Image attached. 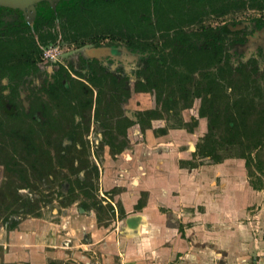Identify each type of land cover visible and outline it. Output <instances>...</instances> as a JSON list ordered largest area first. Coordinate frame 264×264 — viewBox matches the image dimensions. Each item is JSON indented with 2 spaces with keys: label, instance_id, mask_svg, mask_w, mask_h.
Masks as SVG:
<instances>
[{
  "label": "flooded vegetation",
  "instance_id": "af4514ba",
  "mask_svg": "<svg viewBox=\"0 0 264 264\" xmlns=\"http://www.w3.org/2000/svg\"><path fill=\"white\" fill-rule=\"evenodd\" d=\"M67 1L65 5L57 0L50 17L35 18L34 25L38 18L52 19L50 31L56 35L54 42L45 46L38 44L40 55L36 67L19 80H0L4 87L17 86L16 95L9 90L2 92L13 102L4 101L11 117L0 113L3 123L0 166L6 177H18L23 183L19 189L29 191L32 188L29 172L39 181L46 176L51 179L55 170L62 173L56 190L42 200V205L33 208L31 204L35 200L29 194L15 195V200L20 202L18 209L9 211V204L6 205L9 215L1 213L0 222L9 232L20 224V219L13 215L47 222L42 218V210L55 201L61 208L60 212H55L59 220L54 225H58L60 217L71 208L79 216H93L99 227L111 225L103 222L113 224L124 219L123 204L115 200L124 187L114 185L105 190L101 177L107 162L118 161L122 166L119 177L127 175L135 159L136 146L147 144L149 136L162 138L172 131L200 133L190 148L189 159L179 160L181 169L235 160L226 158L215 163L210 157L198 155V146L208 132L207 117L200 116L203 96L206 93L208 102L218 106L227 99L240 97H230L235 86L248 83L259 88L264 86V82L263 86H257L259 81H264V9L250 6L252 1L258 0H104V12L115 13L113 20L118 26L99 35L103 39L98 46L86 42L80 47L63 40L59 11L82 4L84 0ZM259 2L264 4V0ZM44 3L35 8L48 12L50 4ZM245 11L258 14L233 19L234 15ZM24 13L0 9V32L10 36L14 34L11 28H27L20 24ZM1 21L9 26L2 27ZM64 43L78 52L64 56ZM48 46L57 47V54L44 61L42 49ZM203 53L212 57L203 62ZM17 98L21 100L19 113L15 105ZM9 120L14 126L7 124ZM94 126L99 128L98 142L93 149L97 158L91 152L93 162L85 160L83 163L71 153L89 154L86 149L91 144ZM11 130L20 132V141L11 142L5 134ZM98 149L103 152L101 156ZM10 155L14 156L13 162L9 160ZM65 161L70 164L65 166ZM71 176L75 178L72 180ZM134 182L132 180V185ZM147 199L148 192L141 191L133 212H140ZM93 202L100 204V213L98 206L91 207ZM83 204L89 209L81 207ZM28 209L33 213H25ZM11 211L16 213L10 214ZM4 217L8 218L7 222ZM12 221L15 227L9 229ZM64 226L60 224L62 229ZM87 238L89 235L81 241ZM72 244L71 240L64 242L69 249ZM55 259L49 264H56Z\"/></svg>",
  "mask_w": 264,
  "mask_h": 264
},
{
  "label": "crops",
  "instance_id": "0c3cea01",
  "mask_svg": "<svg viewBox=\"0 0 264 264\" xmlns=\"http://www.w3.org/2000/svg\"><path fill=\"white\" fill-rule=\"evenodd\" d=\"M199 136L183 131L149 136L147 144L136 146L125 176L119 177V161L107 162L101 185L105 190L124 187L115 200L122 202L126 217L105 228L97 226L93 216L66 210L59 223L65 224L67 240L73 243L70 249L98 250L104 264H264L262 254L253 256L258 241H252L250 231L251 208L264 204V192L249 186L239 159L179 168V160L189 159ZM141 191L148 192L147 203L133 212ZM49 231L53 237L54 230ZM85 235L89 238L80 241ZM24 237L19 235L21 243Z\"/></svg>",
  "mask_w": 264,
  "mask_h": 264
},
{
  "label": "trees",
  "instance_id": "16d2710c",
  "mask_svg": "<svg viewBox=\"0 0 264 264\" xmlns=\"http://www.w3.org/2000/svg\"><path fill=\"white\" fill-rule=\"evenodd\" d=\"M105 3L104 0H84L82 4L60 9V29L63 40L79 47L86 42L98 46L103 39L99 35L110 32L114 25L118 26V22L113 20L116 16L115 13L104 12ZM44 4L47 5L46 2ZM250 6L264 9V4H260L259 0L252 1ZM0 9L21 12L17 9L3 7ZM1 25L2 27L9 26L4 21H1ZM51 28H53L52 19L38 18L33 31L29 27L25 29L15 27L10 29L14 32L13 35H3L0 32V80L3 78H7L10 82L19 80L28 74L31 68L36 67L40 55L38 44L45 46L56 40V35L50 31ZM90 36L92 37L90 38ZM129 44H131V39H129ZM219 56L222 57L221 54ZM211 57V54L203 53L202 61H208ZM253 89L255 97H238L232 101L227 99L225 102H220L218 106H212V102H208L209 99L206 93L204 94L200 116L207 117L208 132L198 146V155L210 157L215 163H221L226 158L243 160L249 179L255 173L264 176V86ZM4 90H9L10 94L16 95L17 86L4 87L0 84V113L11 117V114L6 111L4 101L13 102L2 93ZM208 92L210 91L208 90ZM2 127L3 123L0 120V129ZM5 134L11 142L20 141L22 137L17 130L8 131ZM33 158V163H35L36 158ZM9 160L13 162L14 156L10 155ZM249 182L254 190L263 188L258 186L261 182L260 179H258V184ZM97 204L93 202L91 207L98 206L97 211L100 213L102 209L100 204ZM23 207L26 208L25 203ZM81 207L89 209V206L85 204ZM11 213L16 212L11 211ZM25 213H33V211L28 209ZM98 218L100 220L99 216ZM3 220L7 222L8 218L4 217ZM14 227L15 221H12L9 229Z\"/></svg>",
  "mask_w": 264,
  "mask_h": 264
},
{
  "label": "rangeland",
  "instance_id": "374dc122",
  "mask_svg": "<svg viewBox=\"0 0 264 264\" xmlns=\"http://www.w3.org/2000/svg\"><path fill=\"white\" fill-rule=\"evenodd\" d=\"M57 0H52L50 3V10L45 12L43 9L34 8V10L25 11L22 18L20 19V24L24 27H30L31 29L34 28V21L35 18L39 15H44L46 17H50L52 14V9L55 7V2ZM62 3L67 5V0H61ZM53 5V6H52ZM257 12L252 11H245L238 13L233 16V19H241V18H249L252 16H256ZM264 14V12L262 13ZM62 51L64 56H74V53L78 52L76 49L70 45L62 44ZM74 51V52H73ZM264 81H259L257 86H263ZM254 85L252 83H248L247 85H241L240 87L235 86L232 91L230 92V97H245V98H252L256 95L254 94L255 90L253 89ZM20 99H15V105L17 108L18 113L20 112ZM11 110V109H10ZM13 111V110H12ZM56 118H59V115L54 114ZM8 120V119H6ZM9 126H14V122L12 120L7 121ZM99 132V128L94 126V131L91 133V144H89L88 153H78L72 152L71 154L75 157L80 159L83 163L85 160L89 162H93V158L91 155L94 154L97 158L96 150L95 149V142H98L97 133ZM98 155H102V151L100 149L97 150ZM68 157V156H67ZM99 161V160H98ZM244 163V162H243ZM70 163L65 161V166H68ZM67 169V168H66ZM29 180L32 184V188L29 191L19 189L23 183L20 181L18 177H6L3 167L0 166V214L9 215L8 212L10 210L18 209L20 202L15 200V195H20L21 197H25L28 194L30 197H34L33 208L34 205H42L43 199L51 195L52 191L56 190L57 184L61 181L62 173L60 170H55L52 173L51 179L44 177L43 180L39 181L36 175L29 172ZM65 173H68V170H65ZM75 177L71 176L73 180ZM245 179L250 185L249 181H252L254 184H258V179L261 180L259 183L263 187L261 190L264 192V176L258 175L255 173L251 179L247 177V173L245 170ZM257 182V183H256ZM253 189V187H251ZM254 190V189H253ZM40 201V202H39ZM9 204V211L5 209L6 205ZM60 205L58 202H53L52 204L45 206L42 210V218L47 222H41L38 220L32 219L31 216H21V215H13L19 221V226L16 230L9 232L3 227V223L0 222V264H49L52 258H56V264H104L101 259V252L98 250L91 251L87 250L86 252H79L77 249H69L64 246V242L67 240L66 232L64 229L59 225H54L59 219L55 218V212H60ZM254 211L251 213V222L253 223L251 226V233H252V241H258V245L256 247V251L253 252V256L256 253H260L264 256V204H254L252 207ZM53 212V213H52ZM2 216V215H1ZM0 216V217H1ZM11 216V218H14ZM18 216V217H16ZM10 218V219H11ZM12 220V219H11ZM106 223L112 224L110 222H103L102 224ZM45 225L46 230H42V227H38ZM57 224V223H56ZM51 228L54 230V236L50 237L48 234ZM13 232H16L12 236ZM38 232L39 238L35 237V233ZM24 235L25 241L21 243L19 235ZM15 240H14V239ZM81 241V239H80ZM52 242V243H51ZM54 247L53 249L51 247ZM23 247L26 249L23 250ZM51 248V249H50ZM89 256V260H85L83 256ZM113 264H117L114 262Z\"/></svg>",
  "mask_w": 264,
  "mask_h": 264
},
{
  "label": "water",
  "instance_id": "95a60500",
  "mask_svg": "<svg viewBox=\"0 0 264 264\" xmlns=\"http://www.w3.org/2000/svg\"><path fill=\"white\" fill-rule=\"evenodd\" d=\"M41 2H48L50 4L52 0H0V8L17 9L25 12L34 10L35 6Z\"/></svg>",
  "mask_w": 264,
  "mask_h": 264
},
{
  "label": "built area",
  "instance_id": "2783aa9c",
  "mask_svg": "<svg viewBox=\"0 0 264 264\" xmlns=\"http://www.w3.org/2000/svg\"><path fill=\"white\" fill-rule=\"evenodd\" d=\"M57 47L48 46L42 49V60L47 61L52 59L57 54Z\"/></svg>",
  "mask_w": 264,
  "mask_h": 264
}]
</instances>
